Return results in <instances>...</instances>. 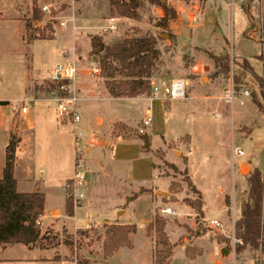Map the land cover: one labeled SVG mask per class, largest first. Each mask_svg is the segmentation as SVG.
<instances>
[{
	"label": "rangeland",
	"instance_id": "rangeland-1",
	"mask_svg": "<svg viewBox=\"0 0 264 264\" xmlns=\"http://www.w3.org/2000/svg\"><path fill=\"white\" fill-rule=\"evenodd\" d=\"M135 1L141 4L138 20L119 16L110 0H0V158H4L11 128L22 127L19 119L22 101L19 100L51 98L54 85L48 80L49 74L74 58L79 67L77 85L84 98L78 167L86 175V190L93 181V196L100 212L108 219L74 234L59 232L55 243L54 232L44 234L50 239L48 242L63 244V247L56 246L61 251L57 261L105 264L111 256L105 251L109 237L117 235V228L125 227L130 246V234L137 227L136 251L121 257L118 264H144L146 235L153 242L156 264V251L158 259L167 252L157 245L156 232L148 235L146 229L158 216L167 225L168 240L173 244L201 237L197 240L203 249L201 256L189 258L187 251L176 245L169 264H216L220 246L229 252L222 255L221 264H264L261 250L247 247L242 254L235 252L239 243L235 238V224L248 201L246 182L249 185L254 172H264V120L251 105V102L260 103L264 116V87L260 82L264 80V62L260 59L264 56V0H236L233 9L226 0H168L177 12V19L171 20L167 29L159 27L164 17L161 9L150 5L148 0ZM45 6L49 12L43 11ZM242 6L245 12H239ZM33 7L40 12L38 20L33 18ZM111 18L116 19L117 31L99 30L108 26ZM61 23H67L66 30ZM170 35L174 37L170 39ZM147 36L157 39V48L161 51L151 83L154 78L187 83L185 99L154 101L151 107L148 105L150 111L145 110V101L113 99L107 83L118 86L122 76L116 72L113 78L107 77L113 73L111 68L120 67L116 63L103 67L104 50L100 51V43L106 47L128 37ZM209 51L216 55L229 54L231 71L218 73ZM67 54L69 57L65 58ZM95 63L101 66L100 74L93 72ZM232 81L238 89L246 85L251 97L245 107L235 109L233 117L232 108L224 99ZM150 92L138 99H151L152 86ZM40 105V102L28 105V118L35 120L39 148L43 151L50 137L48 127L40 119ZM219 107L227 109L229 114L220 118L216 111ZM52 108L60 121L55 102ZM148 113H152L153 122L141 133ZM117 121H126L132 126ZM68 131L72 133L71 128ZM144 136L150 142L147 149H144ZM71 137L65 135L68 159L73 155ZM116 139L120 140L113 143ZM133 140H139L142 149ZM238 149L245 156L237 157L234 162L232 157ZM48 155L47 148L46 155L40 152L37 175L40 168L48 165ZM242 162H252L258 169L244 164L240 175ZM187 177L201 197L193 191ZM66 193L71 200L73 190ZM89 198L88 195L85 204ZM200 198L204 205L202 218L195 211L193 215L192 207H199ZM127 208L125 222L136 226L113 224L122 222L124 217V213H115ZM165 209L174 210L176 215L165 214ZM212 220H217L221 227L213 226ZM178 221L192 222L194 227ZM176 224L185 227L187 232ZM18 249L14 252L21 254ZM199 252L191 249L194 255Z\"/></svg>",
	"mask_w": 264,
	"mask_h": 264
},
{
	"label": "trees",
	"instance_id": "trees-1",
	"mask_svg": "<svg viewBox=\"0 0 264 264\" xmlns=\"http://www.w3.org/2000/svg\"><path fill=\"white\" fill-rule=\"evenodd\" d=\"M204 1V0H203ZM153 5L164 12L160 28L167 29L171 20L177 19L176 10L168 3V0H148ZM110 5L115 8L118 15L123 18L138 20L137 10L141 4L132 0L126 2L123 0H110ZM39 11L33 7V18L39 19ZM174 36L170 35V39ZM31 39V38H30ZM158 41L154 36L144 38H126L113 46L104 48V57L101 62L103 67L112 63L118 64L119 69L111 68L112 72L107 78H113L114 73L118 72L122 81L118 86L113 83H107L110 95L115 98H138L139 96H148L151 92V79L154 70L158 66L161 58V51L157 48ZM209 58L214 62L217 72L229 73L231 71V58L229 55H216L208 52ZM264 62V56H260ZM245 66L249 63L245 61ZM264 87V80H260ZM54 88V86H52ZM256 103V102H255ZM260 110L262 105L256 103ZM20 144V139L16 134L11 135V139L6 148V165L3 171V177L0 179V250L10 245L46 246L48 242L45 235H42L39 225L40 219L44 214L45 195L43 193H20L17 190V180L15 178L16 152ZM149 151V150H147ZM189 185L200 195L192 183L190 177H187ZM229 204V202H227ZM198 218L203 217V202L200 198L199 207L192 206ZM67 213L73 216L74 207L71 200H67ZM165 222L158 216L148 225L147 234L156 232L157 245L166 249V254L158 259L159 253L156 251V264H168L172 256V245L165 233ZM116 229V228H115ZM125 227L117 228V235L109 237L110 243L105 245V251L113 255L120 247L129 246L127 233H124ZM135 233V232H133ZM235 238L239 241L236 244L235 252L242 254L247 247L254 250H261L264 254V172L256 171L249 178L248 201L241 209V217L235 224ZM111 238V239H110ZM53 241L56 240L54 237ZM52 242H48L47 245ZM111 245H115L111 247Z\"/></svg>",
	"mask_w": 264,
	"mask_h": 264
},
{
	"label": "crops",
	"instance_id": "crops-1",
	"mask_svg": "<svg viewBox=\"0 0 264 264\" xmlns=\"http://www.w3.org/2000/svg\"><path fill=\"white\" fill-rule=\"evenodd\" d=\"M246 9L248 13L251 11V7L249 3L246 5ZM168 24H170V22ZM173 34H175V36L177 35V33H173ZM223 55H229V54L226 53ZM162 80L164 79L154 78L152 82L157 83ZM242 86L243 87L239 89L237 88V89L239 91L245 90V89L249 90L246 85H242ZM219 93L221 92L219 91ZM83 99L84 98H82V100ZM23 100H26L28 102V105L39 103V102L41 104L40 107L38 108L41 111L39 112L40 119L41 121H44L45 122L44 124L48 127V132H49L48 135L50 137V141L48 142V145L46 147L49 153L48 156H50L49 163L48 165L44 166L43 169L40 168L38 175L36 174L37 169L39 167V158H41V156L39 157L40 152L41 153L43 152L46 155V148L43 149V151L42 149L39 148L40 145L38 143L37 135H36L37 128H36V125L34 124L35 120L28 118V116H30L29 111L27 114L19 113V119L21 120L20 122L22 124V127L21 129L20 127H17V129L15 128L13 129V127L11 128V132L8 137L6 148L11 139V135L16 134L17 137L20 139V144L16 152V162H15V178L17 180V190L20 193L38 192V193H43L45 195L44 214L41 217L40 222H39L42 235L47 234V233L53 234L54 232V236L56 240H54L53 242L55 243L58 240L57 236L59 232L67 231L68 234H74L79 229L88 228L89 225L92 223H96L98 225L101 222L105 223L104 220L108 218L100 212L99 205L96 202V198L93 196V187H92L93 181L90 187L87 188L88 195L90 196L88 203L84 204L85 206L83 205L82 207L75 209L73 216L68 215L67 213V200L68 199H67L66 190L64 189V184L66 181L74 177L76 155L78 153V144L75 141L73 133H69L68 131L70 126L56 119L57 118L56 112L53 111L54 108H52V103L54 102L51 98L35 99L33 97H25L23 99H20L19 102ZM117 100L145 101L146 111L151 110L150 108H148V105H150L151 107L152 102L158 101V100L152 101L151 99H138V98H134V99L119 98ZM249 100L251 102V97H248V98L245 97L244 106L236 105L234 108H232L230 110L232 117L233 115H235V109L237 107L239 108L245 107L247 101ZM251 105L253 109L256 110L257 114H259L260 116L259 118L264 120V116H262L263 114L260 112L261 110L252 102H251ZM217 110H218L220 118H223L229 114L227 109H220L219 107V109H216V111ZM149 114H152V113H148V115ZM100 120L101 119H98L97 121H100ZM118 122H122L126 125L132 126L131 123L126 122V121H117L116 123ZM114 124L115 123H113V125ZM250 133L252 132H249V135L251 137L252 134ZM65 135L69 137L71 135L73 136L71 137L72 138L71 144L73 143V155L70 154L71 157L69 159H68L69 153H68V156L66 155V149H68L67 148L68 143H66ZM117 140H120V139L113 140L112 142L114 143ZM133 141L137 143L138 144L137 146H139L142 149L140 145L141 143L139 140H133ZM238 150H241V149H238ZM244 156H245V153L242 157ZM244 164L251 166L254 170L258 169V167L252 164V162H242L240 165V175H241L242 167ZM5 165H6V149H5L4 158L3 159L0 158V179H2L3 177V171L5 168ZM246 183H247V187H249L248 182ZM203 208H204V205H203ZM194 211L195 210H193V215H194ZM123 213H124L123 221L120 223L117 222L113 224H121L122 226H130V225L136 226V225H133L131 222H125L126 221L125 219L128 214V208L125 209V211H118L115 214L121 215ZM179 223L187 224L190 228L194 227L192 222L190 224L184 221H181ZM177 226L180 228H183L185 232H187L186 231L187 229L185 227H181L179 225ZM166 229L167 227H165V232H166ZM146 233H147V229H146ZM136 234H137V227H136V232L130 234L131 245L120 248L117 252H115L113 255L108 257V260L105 262V264H118V261L120 260L121 257L131 256V254H133L136 251L135 242H134ZM166 234L168 236L167 232ZM184 234H182V236ZM200 238L201 237H197V238L192 237V239L188 240L189 241L188 243H184V244H179L180 240L178 241L177 244H173L169 239L172 245V248H173L172 256L174 254V248L176 247V245L182 246V248H184L187 251V255L189 258L196 259V257L201 256L203 254V249L201 248V246L197 244V240ZM53 242L51 245L50 244L47 245L48 242H46L47 243L46 246L45 245L41 246L40 244L33 245V246H24L20 244L6 246L0 250V264H60L61 262L57 261L56 259L57 256H59L58 252L60 250L56 246L59 245V247H63L62 246L63 244L62 245L60 243L54 244ZM146 245H147V253L144 257V264H154L153 242L147 237V235H146ZM15 248H19L18 250H20L21 254L14 252ZM190 248L198 249L200 252L194 255L191 253ZM220 248H221L220 254L219 256L217 255L216 257L217 259L215 260L216 264H221L222 260L224 259L222 255L225 254V249L221 246ZM64 250L66 252V249ZM62 254L63 253H61V255ZM172 256L169 260V263L172 260Z\"/></svg>",
	"mask_w": 264,
	"mask_h": 264
},
{
	"label": "built area",
	"instance_id": "built-area-1",
	"mask_svg": "<svg viewBox=\"0 0 264 264\" xmlns=\"http://www.w3.org/2000/svg\"><path fill=\"white\" fill-rule=\"evenodd\" d=\"M230 4V8L233 9L235 6L236 0H226ZM44 12H49L50 9L48 6L43 7ZM239 12H245L243 6L239 8ZM110 23L104 28H99L104 33H114L117 31L118 26L116 24V19H109ZM63 30L67 29V23H61ZM65 58L69 57V54ZM94 74L101 73V66L99 63L94 64L93 68ZM79 75V67L77 62L74 60H68L65 64L57 66L48 76L54 89L51 92V99L57 104V115L60 122L66 123L72 129L75 141L77 144L81 142L83 137L82 129L80 124L82 123L81 115V92L80 88L77 85ZM152 86V98L151 100H164V101H176L186 98L187 95V83L183 80H162L157 83H151ZM250 97V91L238 90L232 81L230 87L228 88L225 96V102L231 108H234L236 105L244 106V98ZM29 111L28 102L26 100L22 101L21 111L19 113L27 114ZM153 122L152 114H149L147 118L143 121V128L141 133L144 132V129L150 126ZM76 155V164H75V173L72 179H69L64 184V189L67 191L72 189L74 194L70 196L74 207V211L77 208L82 207L87 201V190L85 188L86 175L83 170L78 167L77 156ZM244 152L242 150L235 151L232 159L235 162L237 157H242ZM167 215H176V212L172 209H165L163 211ZM211 224L215 227H221V224L217 220H212ZM96 227V224L92 223L88 228Z\"/></svg>",
	"mask_w": 264,
	"mask_h": 264
},
{
	"label": "water",
	"instance_id": "water-1",
	"mask_svg": "<svg viewBox=\"0 0 264 264\" xmlns=\"http://www.w3.org/2000/svg\"><path fill=\"white\" fill-rule=\"evenodd\" d=\"M105 48V45L103 43H100V51H103ZM144 142H145V146L144 149H147L148 147H150V142L149 139L147 138V136H144ZM229 252L227 250H225V254H228Z\"/></svg>",
	"mask_w": 264,
	"mask_h": 264
},
{
	"label": "bare ground",
	"instance_id": "bare-ground-1",
	"mask_svg": "<svg viewBox=\"0 0 264 264\" xmlns=\"http://www.w3.org/2000/svg\"><path fill=\"white\" fill-rule=\"evenodd\" d=\"M245 170H247V169H245Z\"/></svg>",
	"mask_w": 264,
	"mask_h": 264
}]
</instances>
